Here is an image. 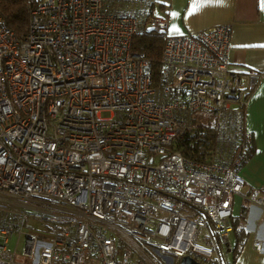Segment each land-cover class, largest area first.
Segmentation results:
<instances>
[{
  "label": "built area",
  "instance_id": "built-area-1",
  "mask_svg": "<svg viewBox=\"0 0 264 264\" xmlns=\"http://www.w3.org/2000/svg\"><path fill=\"white\" fill-rule=\"evenodd\" d=\"M26 7L22 35L0 11V264H140L136 241L228 262L234 197L264 223V188L240 174L258 75L229 69L231 24L168 34L152 0ZM153 28L156 73L131 45Z\"/></svg>",
  "mask_w": 264,
  "mask_h": 264
},
{
  "label": "crops",
  "instance_id": "crops-1",
  "mask_svg": "<svg viewBox=\"0 0 264 264\" xmlns=\"http://www.w3.org/2000/svg\"><path fill=\"white\" fill-rule=\"evenodd\" d=\"M152 1L154 13L167 17L168 34L195 33L214 25L231 24L229 69L258 75L247 99L245 116L246 127L253 139L252 154L240 169V174L245 179V190L264 188V10L261 8V0H223L222 3L209 0L196 11H192L193 0ZM239 200L238 196L234 197L233 216L241 213L242 201ZM248 205L242 224L246 234L234 264H264V253L256 251L252 246L255 236L264 238V223L260 221L259 208ZM227 257L231 258L230 251Z\"/></svg>",
  "mask_w": 264,
  "mask_h": 264
},
{
  "label": "trees",
  "instance_id": "trees-1",
  "mask_svg": "<svg viewBox=\"0 0 264 264\" xmlns=\"http://www.w3.org/2000/svg\"><path fill=\"white\" fill-rule=\"evenodd\" d=\"M0 11L7 24L17 35L24 34L28 24V10L26 0H0ZM161 31L156 28L136 34L132 39V48L136 51H143L153 62L154 72H158L159 58L162 51L164 38L160 36ZM250 94V93H249ZM252 153V151H251ZM243 202L241 213L238 216H232V235L234 244L231 246V258L224 264H234V258L243 242L246 231L243 229L244 216L247 211Z\"/></svg>",
  "mask_w": 264,
  "mask_h": 264
},
{
  "label": "rangeland",
  "instance_id": "rangeland-1",
  "mask_svg": "<svg viewBox=\"0 0 264 264\" xmlns=\"http://www.w3.org/2000/svg\"><path fill=\"white\" fill-rule=\"evenodd\" d=\"M239 205H240V202H238V206ZM245 205H248V203H245ZM236 208L237 207H236V200H235V210ZM247 212H248V208H247ZM232 237L233 235H230V241H231V244H234V240ZM136 242L137 243L135 245L131 244V251L133 255L138 258L140 264H176L174 261L173 263H170L166 261L164 258H162L161 256L157 255V253L150 251V249L143 243H139L138 241Z\"/></svg>",
  "mask_w": 264,
  "mask_h": 264
},
{
  "label": "snow or ice",
  "instance_id": "snow-or-ice-1",
  "mask_svg": "<svg viewBox=\"0 0 264 264\" xmlns=\"http://www.w3.org/2000/svg\"><path fill=\"white\" fill-rule=\"evenodd\" d=\"M209 2V0H193L192 11H196L202 3ZM217 3H222L223 0H216ZM261 8L264 10V0H261Z\"/></svg>",
  "mask_w": 264,
  "mask_h": 264
},
{
  "label": "water",
  "instance_id": "water-1",
  "mask_svg": "<svg viewBox=\"0 0 264 264\" xmlns=\"http://www.w3.org/2000/svg\"><path fill=\"white\" fill-rule=\"evenodd\" d=\"M177 264H203V263L197 262L196 260H194L189 256H183L179 258Z\"/></svg>",
  "mask_w": 264,
  "mask_h": 264
}]
</instances>
